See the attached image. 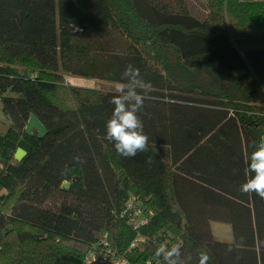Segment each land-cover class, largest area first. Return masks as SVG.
I'll return each mask as SVG.
<instances>
[{"label": "trees", "instance_id": "16d2710c", "mask_svg": "<svg viewBox=\"0 0 264 264\" xmlns=\"http://www.w3.org/2000/svg\"><path fill=\"white\" fill-rule=\"evenodd\" d=\"M204 2L200 20L189 0H0V264H86L92 251L164 264L156 250L177 242L191 264L202 250L208 264H264V199L239 191L264 139V0ZM128 65L153 85L149 151L132 158L104 139L114 89L65 81L122 82ZM32 113L42 138L24 131Z\"/></svg>", "mask_w": 264, "mask_h": 264}, {"label": "clouds", "instance_id": "9594fccd", "mask_svg": "<svg viewBox=\"0 0 264 264\" xmlns=\"http://www.w3.org/2000/svg\"><path fill=\"white\" fill-rule=\"evenodd\" d=\"M116 84L111 103L113 109L105 125L104 139L114 144L115 151L125 158H132L139 152L149 151V137L143 131L142 112L145 100L153 88L139 70L132 65L126 66ZM75 159L80 160L79 157ZM83 163V161H80ZM152 163V157L146 159ZM245 172L248 178L240 185L239 191L246 195L255 194L264 199V139L260 140L250 153ZM182 242L163 245L155 255L162 257L164 264H191V254H183ZM210 255L206 250L198 254V264H208Z\"/></svg>", "mask_w": 264, "mask_h": 264}, {"label": "rangeland", "instance_id": "374dc122", "mask_svg": "<svg viewBox=\"0 0 264 264\" xmlns=\"http://www.w3.org/2000/svg\"><path fill=\"white\" fill-rule=\"evenodd\" d=\"M189 3L190 13L200 20L204 19L205 14L207 12L204 0H189ZM106 39H108L109 42L113 43L112 47H116L117 49L124 48L126 46L124 42H120L122 39L116 34H109ZM245 46L246 45H238V48L242 51ZM65 81L69 84L86 87H95L98 89H102L103 91L115 89L117 84L116 82L107 81L99 78H87L73 75L66 76ZM223 89L226 90L225 88ZM9 126L10 121L2 111L0 103V134H6ZM62 185L69 186L64 183ZM210 227L216 240L226 242L232 241L233 235L231 233V226L229 223L213 220L210 222Z\"/></svg>", "mask_w": 264, "mask_h": 264}, {"label": "built area", "instance_id": "2783aa9c", "mask_svg": "<svg viewBox=\"0 0 264 264\" xmlns=\"http://www.w3.org/2000/svg\"><path fill=\"white\" fill-rule=\"evenodd\" d=\"M127 209H131L130 212V219L136 224L141 225L147 222L146 216H141V209L135 208V206L128 202L126 204ZM105 243V242H104ZM135 246V242L133 241L131 243V247ZM98 257L101 258V262H105V264H127V261L123 258H119L116 256L112 251L110 252H103L101 254H97L94 251L88 252L85 255V263L86 264H94V262L98 259Z\"/></svg>", "mask_w": 264, "mask_h": 264}, {"label": "water", "instance_id": "95a60500", "mask_svg": "<svg viewBox=\"0 0 264 264\" xmlns=\"http://www.w3.org/2000/svg\"><path fill=\"white\" fill-rule=\"evenodd\" d=\"M24 131L28 135H35L37 138H42L46 133L47 129L44 124L36 117L34 113L30 114ZM26 151L20 147H18L14 153V158L17 161L22 160L26 156ZM64 184H68L64 182Z\"/></svg>", "mask_w": 264, "mask_h": 264}]
</instances>
